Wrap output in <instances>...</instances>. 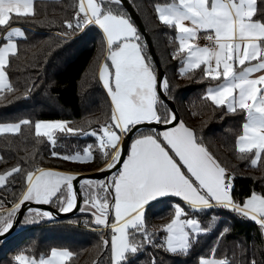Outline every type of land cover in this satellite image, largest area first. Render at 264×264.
<instances>
[{
	"label": "snow or ice",
	"instance_id": "obj_1",
	"mask_svg": "<svg viewBox=\"0 0 264 264\" xmlns=\"http://www.w3.org/2000/svg\"><path fill=\"white\" fill-rule=\"evenodd\" d=\"M71 7L72 16L60 22V37L66 41L70 33L90 27L101 36L98 82L108 102L103 122L97 120L95 128L89 122L86 129L69 120L23 118L0 123V134L15 136L27 128L36 144L46 140L51 156L102 165L97 171L105 176L93 179L42 167L34 160L37 151L22 157L0 171V190L20 184L18 192L13 190L11 207L0 213V237L17 225L53 220L55 213L40 207L44 205L59 213L75 209L90 216L86 225L102 233L100 259L94 264H136L148 246L187 255L212 230L198 217L218 208L254 221L264 235V191L253 190L243 201L234 198V170L210 150L199 129L178 117L172 107L176 86L166 74L158 73L123 0H74ZM153 11L157 27L173 33L169 54L180 64L179 76L192 79L199 71L200 81L207 82L200 97L204 107L221 120L238 119L234 155L253 169L264 167V0H156ZM37 15V0H0V96L4 98L18 90L8 70L20 55L18 41L26 39L13 22ZM35 87V82L27 85L23 98ZM58 134L91 136L94 143L82 151L60 153L55 150ZM4 203L0 198V207ZM157 207L168 209L166 222L150 229L148 215ZM229 231L223 227L217 240ZM235 247L243 257L244 245ZM219 251L214 244L198 257V264H238L235 251L231 258ZM75 256L67 248L51 247L37 254L29 247L17 251L9 264H72ZM152 264H156L154 256ZM241 264L257 262L252 258Z\"/></svg>",
	"mask_w": 264,
	"mask_h": 264
},
{
	"label": "trees",
	"instance_id": "obj_2",
	"mask_svg": "<svg viewBox=\"0 0 264 264\" xmlns=\"http://www.w3.org/2000/svg\"><path fill=\"white\" fill-rule=\"evenodd\" d=\"M128 1L139 14L167 78L176 86L173 95L180 118L199 129L210 150L234 170V198L243 201L253 190L264 191V167L253 169L247 161L234 155L233 137L238 129V119L221 120L213 115L211 109L204 107L200 97L207 82L200 81L199 71L192 79L179 76L180 64L172 60L169 54L173 33L158 28L155 21L153 4L156 0ZM73 2L37 0L38 15L35 19L13 22V26L24 27L26 39L18 41L20 55L13 59L8 70L10 82L18 90L14 94H6L7 98L0 96V123H13L23 118L33 121L63 119L71 121L73 126L87 129L89 122H92L91 128L97 127V120L103 122L108 102L98 82V62L103 60L99 30L90 27L70 33L66 41L58 35L62 31L60 22L72 16ZM32 82L36 87L28 98H23L25 87ZM194 112L199 115H193ZM89 143H94L91 136L58 134L55 150L74 153L82 151ZM34 151H37L34 157L36 164L60 171L81 174L97 171L102 166L96 163L81 165L53 157L52 148L46 140L36 144L34 135L24 128L15 136H0V171L15 165L22 157H29ZM19 187L17 181L8 189L0 190V198L5 201L0 213H6L11 207L13 190L18 192ZM167 214L166 208L152 209L148 215V227L151 229L162 225L166 222ZM198 218L212 230L202 236L187 255L170 254L148 246L138 255L136 264H152L153 256L156 264H198V257L214 244L219 245L220 255L227 254L231 258L235 251L238 264L252 258L257 264H264V235L254 221L219 208ZM90 219V216L79 212L64 220L53 219L19 227L14 235L0 243V264H9L17 251L29 247L34 248L37 254L46 253L51 247L67 248L76 253L72 264H94L100 259L98 245L102 233L86 225L85 221ZM225 226L230 231L218 241L217 235ZM237 243L243 244L246 249L243 257L240 249L235 247Z\"/></svg>",
	"mask_w": 264,
	"mask_h": 264
},
{
	"label": "water",
	"instance_id": "obj_3",
	"mask_svg": "<svg viewBox=\"0 0 264 264\" xmlns=\"http://www.w3.org/2000/svg\"><path fill=\"white\" fill-rule=\"evenodd\" d=\"M123 7L128 12L131 20L136 25L140 34L143 36V38L147 44L148 53L151 56L155 65L157 66L158 73L159 74H165L164 69L162 67V64L160 62L159 56H158L157 52L155 51L152 40H151L149 34L147 33V31H146V29H145V27L141 21L139 14L137 13V11L134 9V7L130 4V2L128 0H123ZM172 107L176 110L177 115L180 118V115L178 113L177 107H176L174 102H172ZM127 142L130 143V138L127 139ZM79 175L89 176L93 179H103L105 176V173H102L99 171H94V172H89V173H81ZM77 187H79V186L77 185ZM32 206L35 207L36 205H32ZM40 207L47 208V209L53 211L55 213V218H54L55 220H64L68 217H72V216L76 215L77 213H79V211L75 210V209L70 213H59L56 208H54L50 205H44V206H40ZM22 211H24L26 213V209H22ZM21 219H22V217H21ZM19 227L20 226L17 225L14 228V230L11 231L10 234H6L5 236L0 237V243L5 242L12 235H14L16 233V231H18Z\"/></svg>",
	"mask_w": 264,
	"mask_h": 264
},
{
	"label": "built area",
	"instance_id": "obj_4",
	"mask_svg": "<svg viewBox=\"0 0 264 264\" xmlns=\"http://www.w3.org/2000/svg\"><path fill=\"white\" fill-rule=\"evenodd\" d=\"M199 43H200L201 45H203V44L205 43V41H204L203 39H201V40L199 41ZM233 185H234V180H233Z\"/></svg>",
	"mask_w": 264,
	"mask_h": 264
},
{
	"label": "crops",
	"instance_id": "obj_5",
	"mask_svg": "<svg viewBox=\"0 0 264 264\" xmlns=\"http://www.w3.org/2000/svg\"><path fill=\"white\" fill-rule=\"evenodd\" d=\"M14 27H21L22 30L24 31V27H22V26H14ZM0 35H2V33H1ZM1 135H2V134H0V136H1Z\"/></svg>",
	"mask_w": 264,
	"mask_h": 264
},
{
	"label": "rangeland",
	"instance_id": "obj_6",
	"mask_svg": "<svg viewBox=\"0 0 264 264\" xmlns=\"http://www.w3.org/2000/svg\"><path fill=\"white\" fill-rule=\"evenodd\" d=\"M78 174H80V173H78Z\"/></svg>",
	"mask_w": 264,
	"mask_h": 264
}]
</instances>
